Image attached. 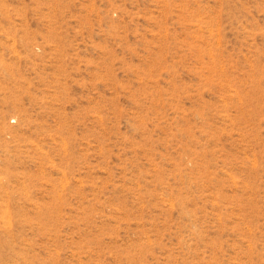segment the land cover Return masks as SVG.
Returning a JSON list of instances; mask_svg holds the SVG:
<instances>
[{
	"label": "rangeland",
	"instance_id": "374dc122",
	"mask_svg": "<svg viewBox=\"0 0 264 264\" xmlns=\"http://www.w3.org/2000/svg\"><path fill=\"white\" fill-rule=\"evenodd\" d=\"M0 264H264V0H0Z\"/></svg>",
	"mask_w": 264,
	"mask_h": 264
}]
</instances>
